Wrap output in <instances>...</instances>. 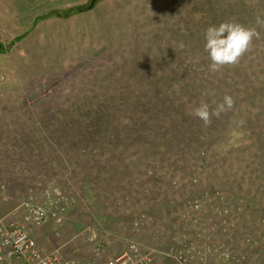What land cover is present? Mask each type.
I'll return each instance as SVG.
<instances>
[{"label": "rangeland", "instance_id": "374dc122", "mask_svg": "<svg viewBox=\"0 0 264 264\" xmlns=\"http://www.w3.org/2000/svg\"><path fill=\"white\" fill-rule=\"evenodd\" d=\"M92 1L0 0V220L59 210L38 236L66 261L136 241L155 264H264V30L234 67L204 51L207 27H255L264 0ZM225 94L210 126L191 115Z\"/></svg>", "mask_w": 264, "mask_h": 264}, {"label": "built area", "instance_id": "2783aa9c", "mask_svg": "<svg viewBox=\"0 0 264 264\" xmlns=\"http://www.w3.org/2000/svg\"><path fill=\"white\" fill-rule=\"evenodd\" d=\"M23 207L24 212L17 219L0 220V264H97L78 259L66 261L61 249L49 250L41 245L37 231L49 222H61L59 210L34 201L25 202ZM89 240L95 243L96 254L101 255L105 243L99 234L95 231ZM165 255L175 264H192L191 256L184 251L173 248ZM156 257V251L143 250L138 242L132 241L128 249L105 264H155Z\"/></svg>", "mask_w": 264, "mask_h": 264}, {"label": "clouds", "instance_id": "9594fccd", "mask_svg": "<svg viewBox=\"0 0 264 264\" xmlns=\"http://www.w3.org/2000/svg\"><path fill=\"white\" fill-rule=\"evenodd\" d=\"M255 27L245 26L233 21H225L217 25H211L204 31V51L210 60L209 70L219 72L225 67L238 65L246 54L254 48V40L262 38L264 19L260 16L255 18ZM261 29V30H258ZM235 100L231 95L225 94L222 102L210 109L207 102L201 101L195 107L191 115L200 119L205 127L212 123L213 117L219 119L222 114L232 111ZM242 123V122H241Z\"/></svg>", "mask_w": 264, "mask_h": 264}, {"label": "trees", "instance_id": "16d2710c", "mask_svg": "<svg viewBox=\"0 0 264 264\" xmlns=\"http://www.w3.org/2000/svg\"><path fill=\"white\" fill-rule=\"evenodd\" d=\"M84 7L85 6H78V7L72 8L66 13H58V16L69 18V17H71V16H73V15H75L77 13L84 12L85 11ZM0 52H4V50L2 49Z\"/></svg>", "mask_w": 264, "mask_h": 264}, {"label": "water", "instance_id": "95a60500", "mask_svg": "<svg viewBox=\"0 0 264 264\" xmlns=\"http://www.w3.org/2000/svg\"><path fill=\"white\" fill-rule=\"evenodd\" d=\"M98 1H99V0H93V1L91 2L90 6H89V9H93ZM3 47H4V46H3L2 44H0V51L3 49Z\"/></svg>", "mask_w": 264, "mask_h": 264}, {"label": "crops", "instance_id": "0c3cea01", "mask_svg": "<svg viewBox=\"0 0 264 264\" xmlns=\"http://www.w3.org/2000/svg\"><path fill=\"white\" fill-rule=\"evenodd\" d=\"M6 2V1H5ZM9 2V1H8ZM39 231V230H38ZM38 231H37V237H38V240L40 242V239H39V236H38ZM41 243V242H40ZM78 260H81L80 258H78Z\"/></svg>", "mask_w": 264, "mask_h": 264}]
</instances>
